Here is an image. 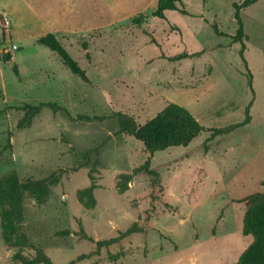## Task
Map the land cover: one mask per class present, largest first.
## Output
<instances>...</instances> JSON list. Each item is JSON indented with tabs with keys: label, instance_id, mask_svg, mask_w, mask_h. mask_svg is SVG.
<instances>
[{
	"label": "rangeland",
	"instance_id": "rangeland-1",
	"mask_svg": "<svg viewBox=\"0 0 264 264\" xmlns=\"http://www.w3.org/2000/svg\"><path fill=\"white\" fill-rule=\"evenodd\" d=\"M243 1L182 0L160 19L158 0H0V177L66 171L26 198L20 246L5 241L0 216V264H25L39 249L55 264L238 263L253 241L243 231L247 200L263 192L264 179V0L240 11L242 55L232 37L234 4ZM51 10L61 20L46 29L36 15ZM48 33L89 83L37 43ZM47 103L67 113L44 107L20 127L27 105ZM171 103L209 129L249 121L150 155L119 132L117 118H105L123 113L144 125ZM149 159L158 176L138 171ZM91 174L95 201L86 207L77 192ZM82 231L115 242L97 250Z\"/></svg>",
	"mask_w": 264,
	"mask_h": 264
},
{
	"label": "trees",
	"instance_id": "trees-1",
	"mask_svg": "<svg viewBox=\"0 0 264 264\" xmlns=\"http://www.w3.org/2000/svg\"><path fill=\"white\" fill-rule=\"evenodd\" d=\"M181 1L182 0H158L157 7L153 12V15L157 18L164 19L166 11H180L179 4H181ZM256 2H258V0H244L241 4H234L238 29L232 38L235 43H240L242 45V55L244 50V39L246 36L244 33L243 21L240 17V11ZM181 11L186 13L184 9H181ZM0 18L3 19L1 14ZM134 22L135 24L140 23L139 19H135ZM212 27L217 35H223L219 31L216 24H213ZM37 43L58 54L64 66H66L71 73L80 76L81 79L89 83L85 70L82 69L77 61L69 54L61 41L57 38L56 34L48 33L37 39ZM10 58V55L5 56L7 61ZM243 60L246 63L244 57ZM44 107L67 113L66 109L52 103L27 105V113L25 119L20 124V127L24 128L26 126H30L33 118L40 114ZM105 118H117L120 125L119 132L130 135L134 139L140 141L150 155L165 151L169 148L187 147L195 138L206 131L211 132L210 138L230 134L238 128L246 125L249 121L248 115L241 123L232 124L223 128L209 129L201 125L188 109L175 103L167 105L160 113L147 121L144 125H138L132 117L123 113H114L113 115ZM86 119L101 120L102 117L89 118L88 116L79 115L76 118V120L79 121ZM101 147L102 145H99L88 150L84 154V158H88L92 154L98 155ZM149 166L150 159L147 160L145 165L138 171H146L150 175L158 176V173L152 170ZM79 167L74 168L73 170L76 171ZM65 172V170H61L60 172L54 173L50 177L42 180H34L31 178L21 180L16 171H11L0 177V216L4 239L7 243L15 246H20V244H22L16 224L21 221L20 217L23 212V205L26 198L28 196H35L44 193L49 189V187L58 183ZM90 179V186L77 192L80 201L86 207H92L95 201L93 195L96 188L95 177L91 174ZM261 184L263 192L250 196L247 200L248 204L243 220V231L246 235H251L253 237V241L243 252L237 264H264V179ZM80 235L88 241L94 243L98 248L97 250L115 242V239L96 241L93 238L88 237L83 231L80 232ZM85 257L86 256H80L77 260H81ZM74 263L75 261H72L68 264ZM25 264L55 263H53L50 258L39 249L37 255L33 259H25Z\"/></svg>",
	"mask_w": 264,
	"mask_h": 264
},
{
	"label": "crops",
	"instance_id": "crops-1",
	"mask_svg": "<svg viewBox=\"0 0 264 264\" xmlns=\"http://www.w3.org/2000/svg\"><path fill=\"white\" fill-rule=\"evenodd\" d=\"M47 14L48 15H46V14L45 15H41V14H37L36 15V16H38L39 24L41 25V22H45V24H43L42 26L46 27V29L47 28L51 29V28H54V27L58 26L59 25V21L61 20L60 16L57 15V14H53L52 10L49 11Z\"/></svg>",
	"mask_w": 264,
	"mask_h": 264
}]
</instances>
